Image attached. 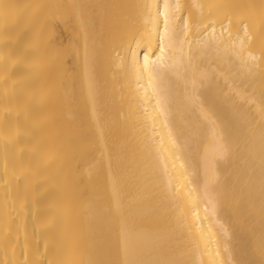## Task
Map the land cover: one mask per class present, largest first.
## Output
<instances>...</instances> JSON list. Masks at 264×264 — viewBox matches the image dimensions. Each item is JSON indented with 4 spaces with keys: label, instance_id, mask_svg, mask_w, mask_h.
Listing matches in <instances>:
<instances>
[{
    "label": "bare ground",
    "instance_id": "bare-ground-1",
    "mask_svg": "<svg viewBox=\"0 0 264 264\" xmlns=\"http://www.w3.org/2000/svg\"><path fill=\"white\" fill-rule=\"evenodd\" d=\"M0 264H264V0H0Z\"/></svg>",
    "mask_w": 264,
    "mask_h": 264
}]
</instances>
